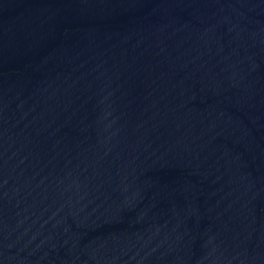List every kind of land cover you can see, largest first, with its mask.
Returning a JSON list of instances; mask_svg holds the SVG:
<instances>
[{"label":"water","instance_id":"water-1","mask_svg":"<svg viewBox=\"0 0 264 264\" xmlns=\"http://www.w3.org/2000/svg\"><path fill=\"white\" fill-rule=\"evenodd\" d=\"M0 264H264V0H0Z\"/></svg>","mask_w":264,"mask_h":264}]
</instances>
